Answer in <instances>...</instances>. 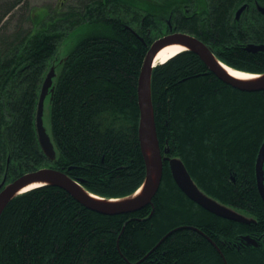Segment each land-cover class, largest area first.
Returning a JSON list of instances; mask_svg holds the SVG:
<instances>
[{"label":"trees","instance_id":"1","mask_svg":"<svg viewBox=\"0 0 264 264\" xmlns=\"http://www.w3.org/2000/svg\"><path fill=\"white\" fill-rule=\"evenodd\" d=\"M21 2L0 0V183L51 166L100 196L134 192L145 173L137 78L149 45L169 27L196 36L230 67L264 72V44L246 49L264 43V15L253 8L264 0H76L29 13L30 27L17 22L8 30ZM55 62L51 161L38 143L35 113ZM151 96L162 156H178L200 190L254 220L204 210L163 160L152 203L133 212L101 214L48 184L15 195L0 215V264H264V201L254 169L264 89H235L182 50L152 68Z\"/></svg>","mask_w":264,"mask_h":264},{"label":"water","instance_id":"2","mask_svg":"<svg viewBox=\"0 0 264 264\" xmlns=\"http://www.w3.org/2000/svg\"><path fill=\"white\" fill-rule=\"evenodd\" d=\"M244 7L245 5H241L237 9L236 17L239 16ZM171 31L172 29L170 28L168 33L155 38L151 42L144 56L137 78L136 94L139 111L137 136L145 168L144 178L140 186L134 192L125 196L104 197L87 190L83 186V181L81 179H73L66 172L51 166H43L36 170L23 173L10 182L5 183L3 180L0 183V215L8 201L15 195L34 187L47 184L64 189L81 205L101 214L112 215L133 212L147 204L152 203V198L158 191L160 185L163 160H166L168 162L171 175L177 186L188 198L199 204L201 207L217 216L230 220L245 223H249L254 220L246 216L244 213L239 212L235 208L217 201L200 190L192 180L184 163L178 156H162L154 121L151 96V74L152 68L156 65L154 64L156 53L164 46L171 44L183 45L185 48L184 50H190L196 53L206 64L208 69L214 73V75H216L224 83L240 90H263L264 72L251 73L243 71L252 76L247 79L235 77L222 66V64H227L218 59L210 47L199 38L186 32ZM246 49L257 51L259 49H263V44H247ZM55 65L56 62L50 65L43 78L35 113L37 140L42 151L51 161L56 158V151L52 136L50 133L48 134L43 125L42 115L44 100L47 99V101H49L54 89V79L57 75ZM263 162L264 141L259 147L254 165L258 191L264 201ZM33 183L38 184L34 187L22 190L24 187ZM152 212L153 209L151 213ZM242 240L253 246L258 245L257 241L248 235H242Z\"/></svg>","mask_w":264,"mask_h":264},{"label":"rangeland","instance_id":"3","mask_svg":"<svg viewBox=\"0 0 264 264\" xmlns=\"http://www.w3.org/2000/svg\"><path fill=\"white\" fill-rule=\"evenodd\" d=\"M76 0H22L19 7L15 8L11 13L12 16L9 19L8 30H12L17 22L21 24L22 27H30L31 22L28 20L27 16H35L37 13H43V10L47 8H53L55 5H69L74 3ZM165 34V33H164ZM163 34V35H164ZM77 40L76 35L66 37L65 41L60 45V49L57 53V58L64 57L75 45ZM59 55V57H58ZM56 73H59V68H57ZM56 78V77H55ZM43 125L50 133V113H49V103L47 99L44 100L43 104V115H42ZM51 134V133H50Z\"/></svg>","mask_w":264,"mask_h":264},{"label":"bare ground","instance_id":"4","mask_svg":"<svg viewBox=\"0 0 264 264\" xmlns=\"http://www.w3.org/2000/svg\"><path fill=\"white\" fill-rule=\"evenodd\" d=\"M63 41V40H62ZM258 44V43H257ZM184 46L180 45V44H171V45H167L164 46L163 48H161L155 55L154 58V64L160 63V62H164L166 60H168L170 57H172L173 55L177 54L178 52L184 50ZM222 66L231 74L234 75L235 77L241 78V79H247L250 78L252 75H250L249 73L240 71V70H236V68H232L229 65H225L222 64ZM210 71V70H209ZM234 88V87H233ZM236 89V88H235ZM239 90V89H238ZM162 152V151H161ZM167 153V152H166ZM169 166V165H168ZM170 170V169H169ZM38 183H33L30 184L26 187H24L22 190L24 189H28L31 187H34L35 185H37ZM179 188V187H178ZM201 207V206H200ZM205 210V209H204ZM215 215V214H214ZM222 218V217H221ZM225 219V218H224ZM229 220V219H228ZM225 259V258H224ZM223 259V260H224ZM226 261V260H225Z\"/></svg>","mask_w":264,"mask_h":264},{"label":"flooded vegetation","instance_id":"5","mask_svg":"<svg viewBox=\"0 0 264 264\" xmlns=\"http://www.w3.org/2000/svg\"><path fill=\"white\" fill-rule=\"evenodd\" d=\"M243 5H245V7H244V10H245V8L247 7V5L246 4H243ZM253 8H255L257 11H261L263 14L262 15H264V8L263 7H261L260 5H256V6H254ZM243 10V11H244ZM237 11V10H236ZM235 17H236V13H235ZM170 28L171 27H169V31H170ZM172 32V31H171ZM166 33H168V32H166ZM165 33V34H166ZM248 44H255V43H253V42H249ZM261 44H264V43H260V44H258V45H261ZM255 45H257V44H255ZM236 246H237V244H236Z\"/></svg>","mask_w":264,"mask_h":264}]
</instances>
